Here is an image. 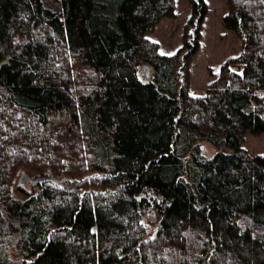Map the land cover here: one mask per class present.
I'll use <instances>...</instances> for the list:
<instances>
[{"label": "trees", "instance_id": "16d2710c", "mask_svg": "<svg viewBox=\"0 0 264 264\" xmlns=\"http://www.w3.org/2000/svg\"><path fill=\"white\" fill-rule=\"evenodd\" d=\"M175 1L0 0V264L13 237L22 264H264V153L242 147L264 132V0H228L243 48L204 93L207 0L177 51L148 37Z\"/></svg>", "mask_w": 264, "mask_h": 264}, {"label": "rangeland", "instance_id": "374dc122", "mask_svg": "<svg viewBox=\"0 0 264 264\" xmlns=\"http://www.w3.org/2000/svg\"><path fill=\"white\" fill-rule=\"evenodd\" d=\"M207 2L208 10L202 22L199 48L189 64L190 91L194 93H204L209 83L219 75L222 64L231 56L241 53L243 48L242 38L223 23V16L228 10V0H207ZM175 4V15L163 17L154 30L148 33V37L159 42L160 49L164 53L177 51L183 46L186 36L185 27L191 13L190 1L176 0ZM75 65L78 63L74 64V67ZM200 145L202 153L207 157L213 156L218 151V148L209 141H201ZM242 147L251 155L264 153V132L257 135L246 133ZM224 150L228 151L229 148L225 147ZM23 174L29 176L26 182H23ZM31 177L33 176L29 171H21L17 175L11 186L14 197L23 199L38 191L36 185L32 186ZM142 220L147 237L155 234L158 222L152 211H147ZM8 252L14 264H22L14 237L10 239Z\"/></svg>", "mask_w": 264, "mask_h": 264}, {"label": "water", "instance_id": "95a60500", "mask_svg": "<svg viewBox=\"0 0 264 264\" xmlns=\"http://www.w3.org/2000/svg\"><path fill=\"white\" fill-rule=\"evenodd\" d=\"M44 178L45 177H38V178L34 179L33 182H36V181L42 182L44 180ZM47 179L52 180L54 182H57V181L60 180L59 178H57L54 175L48 176ZM27 180H28V175L27 174H23V182H26Z\"/></svg>", "mask_w": 264, "mask_h": 264}]
</instances>
